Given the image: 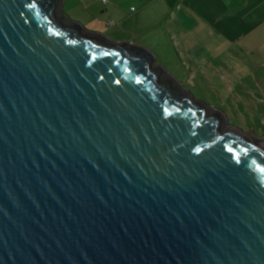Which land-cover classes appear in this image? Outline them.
Listing matches in <instances>:
<instances>
[{
	"label": "water",
	"instance_id": "water-1",
	"mask_svg": "<svg viewBox=\"0 0 264 264\" xmlns=\"http://www.w3.org/2000/svg\"><path fill=\"white\" fill-rule=\"evenodd\" d=\"M64 0H0V264H264V138Z\"/></svg>",
	"mask_w": 264,
	"mask_h": 264
},
{
	"label": "crops",
	"instance_id": "crops-1",
	"mask_svg": "<svg viewBox=\"0 0 264 264\" xmlns=\"http://www.w3.org/2000/svg\"><path fill=\"white\" fill-rule=\"evenodd\" d=\"M98 3L102 6L96 14L93 6ZM86 11L90 20L108 24V19H112L115 24L108 25L117 27L114 39L119 42L131 41L147 47L149 43L161 44L160 37L161 45L173 44L174 37L177 46L188 54L196 47L212 49V56L217 51L213 56L217 68L223 63L218 61L219 52L232 51L233 64L224 63L225 66L241 65L247 73L237 77L239 73L229 70L228 77H224L233 79L238 86L246 79L253 85L247 91L245 108L254 112L251 99L256 98L264 123V0H109L106 4L98 0ZM206 57L201 56L197 63L203 64Z\"/></svg>",
	"mask_w": 264,
	"mask_h": 264
},
{
	"label": "rangeland",
	"instance_id": "rangeland-1",
	"mask_svg": "<svg viewBox=\"0 0 264 264\" xmlns=\"http://www.w3.org/2000/svg\"><path fill=\"white\" fill-rule=\"evenodd\" d=\"M98 0H64L63 10L64 13L72 20L81 22L85 28L95 33H101L114 41L115 29L117 27L109 26L105 21L98 19L90 20L89 14L86 11V7L91 3ZM99 4V3H98ZM101 4L93 6L96 14H99ZM107 20V19H105ZM112 21V19H108ZM173 44H162V37L159 42L161 44L155 45L149 43L147 48L154 53L157 59L158 65H163L166 71L175 75L181 85L190 91L192 96L199 101L207 104L209 107L222 111L227 115L229 119L228 123L231 126L238 127L242 131L249 132L252 136L263 139L264 135V123L259 114V102L258 100L251 99L254 103V112L250 109H246L245 105L248 104V90L253 86L246 79L245 82L238 86L233 79H227L230 71L233 73H239V76H243L247 73V68L237 65L234 68L225 66L224 63L232 65L233 61L231 57L232 51H220L218 61L223 63L219 64V68L215 67L217 61L213 56L218 52L214 51L213 56L211 50L208 48L194 49V51L188 54L182 46H177L176 39L172 38ZM207 53V55L205 54ZM196 54V58L194 57ZM201 56H207L203 64L197 63ZM237 56V55H236ZM197 59V61H194ZM239 61V59H238ZM240 62V61H239ZM230 70V71H229ZM252 70V69H249ZM242 74V75H240ZM243 89V90H242Z\"/></svg>",
	"mask_w": 264,
	"mask_h": 264
},
{
	"label": "built area",
	"instance_id": "built-area-1",
	"mask_svg": "<svg viewBox=\"0 0 264 264\" xmlns=\"http://www.w3.org/2000/svg\"><path fill=\"white\" fill-rule=\"evenodd\" d=\"M99 1H101L103 4H106L109 0H99ZM108 24L109 25H114L115 22L114 21H109Z\"/></svg>",
	"mask_w": 264,
	"mask_h": 264
}]
</instances>
